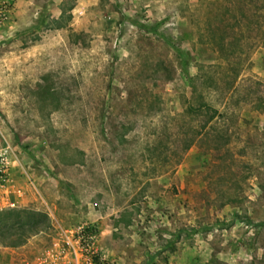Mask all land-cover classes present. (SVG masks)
Listing matches in <instances>:
<instances>
[{
	"label": "rangeland",
	"instance_id": "rangeland-1",
	"mask_svg": "<svg viewBox=\"0 0 264 264\" xmlns=\"http://www.w3.org/2000/svg\"><path fill=\"white\" fill-rule=\"evenodd\" d=\"M220 13L0 0V264H264V44Z\"/></svg>",
	"mask_w": 264,
	"mask_h": 264
},
{
	"label": "trees",
	"instance_id": "trees-1",
	"mask_svg": "<svg viewBox=\"0 0 264 264\" xmlns=\"http://www.w3.org/2000/svg\"><path fill=\"white\" fill-rule=\"evenodd\" d=\"M208 5H213L218 12H221L222 22L227 18L233 21L234 26L231 27V31H241L242 27L248 28V30L255 33L254 40L257 43L264 44V0H208ZM209 35L213 33V28H209ZM210 37V36H209ZM163 42L168 45L167 40L162 39ZM210 44L211 41L208 39L206 42ZM178 59L180 60V65L182 69L187 73V66L190 59V53L180 49L174 50ZM215 88V86H214ZM216 89V88H215ZM229 100L226 99V102ZM226 102L224 108H226ZM192 111L193 116L205 115L206 120L204 124H209L218 113L212 105L205 102L204 97L201 96L197 100L196 106H189ZM221 115V114H219ZM198 134H196L197 136ZM192 142H186L184 150L191 147ZM26 236H33L38 231L39 227L31 224L27 227ZM23 241L14 242L11 246H19Z\"/></svg>",
	"mask_w": 264,
	"mask_h": 264
}]
</instances>
